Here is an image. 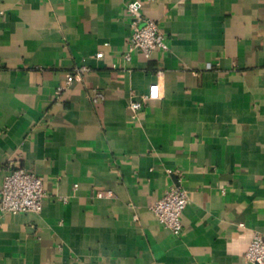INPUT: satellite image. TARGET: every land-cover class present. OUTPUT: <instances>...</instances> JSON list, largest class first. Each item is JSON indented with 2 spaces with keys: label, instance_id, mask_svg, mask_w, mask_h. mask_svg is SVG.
Listing matches in <instances>:
<instances>
[{
  "label": "crops",
  "instance_id": "0c3cea01",
  "mask_svg": "<svg viewBox=\"0 0 264 264\" xmlns=\"http://www.w3.org/2000/svg\"><path fill=\"white\" fill-rule=\"evenodd\" d=\"M129 1L0 0V189L14 158L47 191L40 212H0V264H254L264 0H140L169 48L127 59ZM154 88L133 118L131 99ZM179 178L176 235L150 206Z\"/></svg>",
  "mask_w": 264,
  "mask_h": 264
},
{
  "label": "built area",
  "instance_id": "2783aa9c",
  "mask_svg": "<svg viewBox=\"0 0 264 264\" xmlns=\"http://www.w3.org/2000/svg\"><path fill=\"white\" fill-rule=\"evenodd\" d=\"M143 3L140 0H131L127 3V9L131 15V36L129 38L128 49L125 57L131 59L134 51H141L144 55L150 56L156 50H167L166 33L162 30L158 21L148 18L142 11ZM103 52L97 53L98 57L103 56ZM1 64V60H0ZM90 67L87 64L77 65L67 76L66 82L59 86L62 90L70 86L77 79H84ZM157 95L155 88L150 94L142 95L139 98H132L129 108L133 118H137L140 110L146 101ZM94 103H99L105 99V94L94 89L91 96ZM4 169L6 171L3 186L0 189V212H40L44 208L47 191L43 175L31 171L17 163L14 158H9ZM170 173L179 170H168ZM98 197H112V190H98ZM62 200H68L62 197ZM189 203L187 189L179 178L177 183L171 184L166 193L150 208L156 213L160 223L171 229L176 235L183 233V213ZM137 218V214H135ZM246 257L254 264H264V235L256 233L250 241L246 250Z\"/></svg>",
  "mask_w": 264,
  "mask_h": 264
}]
</instances>
